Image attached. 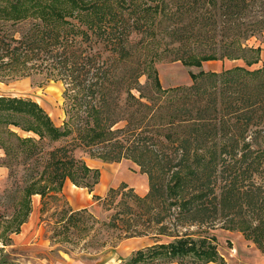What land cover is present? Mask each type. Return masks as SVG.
Here are the masks:
<instances>
[{"label": "trees", "instance_id": "obj_1", "mask_svg": "<svg viewBox=\"0 0 264 264\" xmlns=\"http://www.w3.org/2000/svg\"><path fill=\"white\" fill-rule=\"evenodd\" d=\"M259 33L264 0H0V71L64 86L59 125L35 100L0 95V201L24 223L34 195L65 201L66 180L93 191L100 171L85 156L127 159L146 193L122 183L92 198L115 240L152 242L118 264H226L218 228L264 251V62L248 68L259 49L247 43ZM224 58L247 66L168 88L155 66ZM92 208L67 207L59 232L85 228Z\"/></svg>", "mask_w": 264, "mask_h": 264}, {"label": "rangeland", "instance_id": "obj_2", "mask_svg": "<svg viewBox=\"0 0 264 264\" xmlns=\"http://www.w3.org/2000/svg\"><path fill=\"white\" fill-rule=\"evenodd\" d=\"M247 43L259 49L258 59L248 68L261 67L264 62V33L256 34ZM237 65L247 66L242 58L203 60L188 64L163 59L155 64L160 84L164 88L189 84L192 75L200 70L220 71ZM47 76L45 73L19 75L17 72L0 71V95L35 100L55 124L59 125L64 118V86L61 81ZM144 79L143 76L140 81L143 82ZM11 128L20 135L28 134L18 128ZM3 156L0 148V162ZM84 159L89 166L100 171L99 182L91 193L66 180L62 187L65 201L48 200L43 204L40 196H33L24 223H20L24 219L23 209L13 217L8 208L10 201H0V215L3 216L0 217V264H118V257L125 258L137 247L151 244L152 241L146 237L126 238L119 242L115 240L114 236L118 231L107 230L103 224L108 220L110 211L92 198L93 194L103 197L110 187L116 188L122 183L143 195L148 190L147 176L140 173L138 166L127 159L119 162H105L87 156ZM3 167L0 165V193L7 178V168ZM69 183L71 188L67 190L66 184ZM71 201L79 202L72 204ZM91 205L93 219L87 217L88 214L85 215V228L59 232L62 222L57 220L63 219L61 217L66 214L67 207L79 210ZM212 233L216 237L218 253L226 264H264V251L246 239L240 231L218 228Z\"/></svg>", "mask_w": 264, "mask_h": 264}, {"label": "crops", "instance_id": "obj_3", "mask_svg": "<svg viewBox=\"0 0 264 264\" xmlns=\"http://www.w3.org/2000/svg\"><path fill=\"white\" fill-rule=\"evenodd\" d=\"M3 168H5V167H3ZM65 182H66V181H65ZM64 184H65V183H64ZM66 185H67V186H66V187H67V190H68V189L70 190V188H71L70 185H71V184L69 183V184H66ZM72 186H74V185L72 184ZM63 187H64V185H63ZM34 196H39V195H34ZM78 202H79V201H71L72 204H76V203H78ZM82 202H86V201H82ZM70 206H71V205H70ZM141 238H144V237H141ZM141 238H139V239H141ZM146 238H148V237H146ZM143 246H144V244H143ZM143 246H142V247H143ZM137 248H138V247H137ZM140 248H141V247H140ZM117 259H118V261H120V257H118ZM169 264H178V263H177V262H172V263H169ZM207 264H214V263H213V262H209V263H207Z\"/></svg>", "mask_w": 264, "mask_h": 264}]
</instances>
